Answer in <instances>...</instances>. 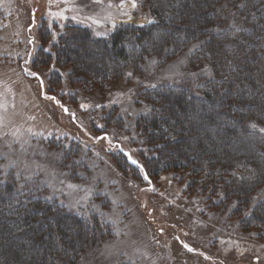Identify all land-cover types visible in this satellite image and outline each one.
Instances as JSON below:
<instances>
[{
	"label": "rangeland",
	"instance_id": "1",
	"mask_svg": "<svg viewBox=\"0 0 264 264\" xmlns=\"http://www.w3.org/2000/svg\"><path fill=\"white\" fill-rule=\"evenodd\" d=\"M109 2L119 4V0H101L99 4L94 0H52L51 4L49 0H0V103L7 105L6 112L0 109V115L5 116L3 131L19 128L22 139L30 141L23 151L20 143L9 149L5 141L13 140L10 135L0 138V154H7V159L0 157V166L17 161L16 168L0 169V180L12 181L16 189L20 188L25 181L14 177L27 164L28 170L22 174L36 171L38 175L27 182L22 193L37 194L89 224H99L104 239L88 246L75 264H264V237H259L258 229L242 232L239 219L232 214L236 203L212 208L205 196L189 195L186 183L176 174L151 178L145 171L142 158L149 157V149L138 130V120L147 116L145 109L150 108L146 95L160 88H174L201 96L212 72L208 64H190L189 58L196 51L190 49L198 44L173 59H145L136 70L111 81L103 92L85 87L82 76L74 78L78 84H71V68L57 64L56 48L60 39L66 38L67 27L88 30L93 39L110 35L114 28L104 21ZM65 9V19L49 14ZM110 11L116 26L145 25L149 24L145 17L153 19L144 4L132 10L131 20L115 8ZM89 17L100 19L102 25L93 24ZM29 39L33 43L29 44ZM82 46L70 44L83 63L93 54L97 64L110 56L85 43ZM153 59L157 63L150 64ZM206 65L207 71H202ZM25 69L38 76L29 75ZM129 71L133 73L130 78L126 76ZM82 103L90 107L83 110ZM61 105L69 112L65 113ZM252 123L257 128L253 129ZM244 127L264 136L260 131L264 126L254 120ZM28 128L41 135L29 136ZM104 136L111 143L96 139ZM118 159L131 170L122 172ZM52 172L55 189L45 183L52 180L48 175ZM68 183L91 187L92 192L84 198V191L74 192L65 186ZM263 198L264 186L252 201L256 204ZM184 244L194 251L189 252Z\"/></svg>",
	"mask_w": 264,
	"mask_h": 264
},
{
	"label": "trees",
	"instance_id": "2",
	"mask_svg": "<svg viewBox=\"0 0 264 264\" xmlns=\"http://www.w3.org/2000/svg\"><path fill=\"white\" fill-rule=\"evenodd\" d=\"M143 4L155 24L117 25L97 39L88 30L67 27L56 48L57 64L71 68V84L82 76L85 87L103 92L145 59H173L198 44L189 62L208 64L212 72L201 96L174 88L146 95L155 111L138 120L149 149L142 158L145 171L151 178L176 174L189 195L205 196L210 207L236 203L232 214L242 232L258 229L263 238L264 198L256 204L252 199L264 186V136L244 126L249 120L264 126V0ZM154 34H160L159 42L152 41ZM71 43L110 56L97 64L93 54L83 63ZM116 162L122 172L131 170L122 159ZM100 229L54 201L17 192L12 181L0 185V264H75L88 246L104 239Z\"/></svg>",
	"mask_w": 264,
	"mask_h": 264
},
{
	"label": "snow or ice",
	"instance_id": "3",
	"mask_svg": "<svg viewBox=\"0 0 264 264\" xmlns=\"http://www.w3.org/2000/svg\"><path fill=\"white\" fill-rule=\"evenodd\" d=\"M65 2H67V0H65ZM94 2L97 3V4H99V3H101V0H94ZM49 3L51 4L52 3V0H49ZM142 6H143V0H119V4H112L111 2H109V4H108L109 11H107V14L104 17V21H107V23L111 24L112 28H115V26H116V18L112 15V13L110 11L111 9L115 8L117 11L120 12V14L122 16L126 17L128 20H131L132 19V10H139V8H141ZM66 10L67 9L61 10V11H56V12H50L49 14L51 16H53V17H58V18H61V19H65L66 17L64 15V11H66ZM32 16H33V20H34V18H35V12L34 11L32 13ZM73 18H75V17H73ZM89 19L92 20V23L93 24H96L98 26L99 25H102V21L100 19H93L92 17H89ZM145 19L150 24H155L156 23L155 19H148L147 17H145ZM31 30H32V25H29L28 31L31 32ZM96 34L97 35H106L107 33L106 32H97ZM151 39H152L153 42H159L161 40V36H160V34H154L151 37ZM27 42L29 44H31V43H33V40L32 39H29ZM135 47L136 48H139L140 45H136ZM144 47L145 48H150L151 46L146 41L145 44H144ZM198 47H199V45H194L193 48L190 49V52L196 50ZM165 51H167V49H165ZM28 62L29 61H25V63H28ZM155 63H157L155 59H153L152 61H150V64H155ZM25 71L28 72V74L31 75V76H33V77H37L38 76L37 73L30 72V71H28V69H25ZM202 71H205V72L207 71V65L205 66L204 69H202ZM192 75L195 76L196 74L193 73ZM126 76L130 78V77L133 76V73L131 71H129L128 73H126ZM41 85H43V81H41ZM151 86L152 87H155V85H151ZM129 91H131V90H129ZM123 94L124 93H121V95H123ZM48 98L49 99H52V100H55V97H48ZM57 103H59V102L57 101ZM13 107H15V105H13ZM80 107L83 110H87L90 107V105L89 104H83L82 103L80 105ZM96 107H101V105H96ZM0 109H2L3 111L6 112L7 111V105L0 103ZM63 110H64L65 113H68L69 112V109L67 107H63ZM124 111H127V109H125ZM153 111H155V110L154 109H151V108H146L145 109V114L151 113ZM72 115H73V117L75 116L74 113ZM30 119H33L34 120L35 117H30ZM127 126L128 125H126V127ZM250 126L253 129L257 128V125L255 123H252ZM5 127H6V124H5V116L4 115H0V138H3L5 136H9L10 135L11 137H13V140L11 142L5 141L6 145L9 147V149H12V145L14 143H20L21 149L23 151H26L27 149L24 146L25 145H29L30 144V141L29 140L22 139L23 133L20 131V129L19 128H16L15 130H12L10 132H5V131H3V129ZM26 131L29 134V136H39V135H41L40 133L33 132L31 128H28ZM164 131L167 132L168 130L167 129H164ZM260 131L261 132H264V128H261ZM96 139H108L109 142L111 143V140L107 136L97 137ZM124 139H127V137H124ZM126 155H128V154L126 153ZM0 157L7 159V154H0ZM129 159H131V156L130 155H129ZM131 162L133 164H138V162L136 160H132ZM9 167L16 168L17 167V161H15V160H9L8 161V164L7 165H4V166H0V169L6 171ZM37 167L40 169V171H44V169L41 166H37ZM27 170H28V165L25 164L24 170L18 171L15 174V177L14 178L16 180L23 179L25 181V185H22L20 188H18L17 189V192L22 193L23 187L27 185V182L30 181V180H32L33 176L38 175V172H36V171H31L30 174H28V175H23L22 172L23 171H27ZM48 175L52 177V180L45 181V183H47V186L48 187L55 189V182H54L55 181V173L54 172L48 173ZM145 179H148V177L145 176ZM241 179H244V178L241 177ZM5 183H7L6 180H0V184H5ZM60 183L63 184L64 181H60ZM65 186L68 189L73 190L74 192H79L81 190L84 191V194H85L84 198H86L92 192V188L91 187H89V188H83L81 185H76V184H71V183H68ZM150 190H153L154 191V188L153 189H150ZM48 199H51V197H48ZM113 204H116V201H113ZM187 210L188 209H186V211ZM197 211H202V209H197ZM161 231H163V230H161ZM117 235H119V232H117ZM183 246L189 252L194 251V249H192L191 247H189V245H187V244H184ZM201 255H203V253H201ZM205 259H208V257H205Z\"/></svg>",
	"mask_w": 264,
	"mask_h": 264
}]
</instances>
